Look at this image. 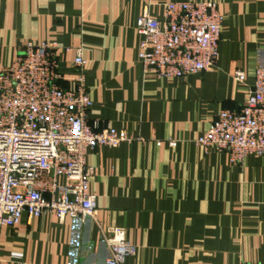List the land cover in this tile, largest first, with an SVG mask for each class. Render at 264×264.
Segmentation results:
<instances>
[{"label": "crops", "instance_id": "crops-1", "mask_svg": "<svg viewBox=\"0 0 264 264\" xmlns=\"http://www.w3.org/2000/svg\"><path fill=\"white\" fill-rule=\"evenodd\" d=\"M171 1L217 3L224 19L213 67L181 78L142 69L136 18L146 10L162 21ZM27 40L57 44L58 84L69 90L80 48L88 119L136 139L86 154L93 217L23 215L0 228V264H106L99 230L110 226L136 246L123 264L264 263V155L231 163L194 143L220 110L243 105L264 66V0H0V69Z\"/></svg>", "mask_w": 264, "mask_h": 264}, {"label": "built area", "instance_id": "built-area-1", "mask_svg": "<svg viewBox=\"0 0 264 264\" xmlns=\"http://www.w3.org/2000/svg\"><path fill=\"white\" fill-rule=\"evenodd\" d=\"M223 19L215 1L168 2L162 21L145 10L135 22L142 69L159 78H181L213 67ZM56 47L55 42L27 40L12 63L0 69V228L17 225L23 215L32 220L50 214L58 221L93 217L96 195L88 186L92 168L86 154L100 145L117 147L136 139L124 129L88 119L93 102L80 48L74 57L75 88L59 86ZM233 76L240 81L243 71L237 68ZM194 143L225 151L231 163L248 154L264 155V66L256 67L243 105L220 110ZM167 144L177 142L169 138ZM99 231L109 250L106 264H123L136 253L125 228Z\"/></svg>", "mask_w": 264, "mask_h": 264}]
</instances>
